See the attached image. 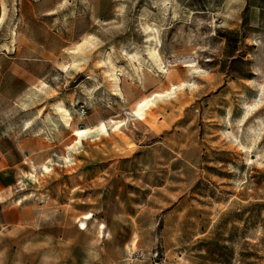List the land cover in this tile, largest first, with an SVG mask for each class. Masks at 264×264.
<instances>
[{
	"label": "rangeland",
	"instance_id": "1",
	"mask_svg": "<svg viewBox=\"0 0 264 264\" xmlns=\"http://www.w3.org/2000/svg\"><path fill=\"white\" fill-rule=\"evenodd\" d=\"M0 18V79L7 70L28 75L13 85L29 91L10 95L18 105L15 125L21 108L33 105V114L58 127L56 153L87 151L93 161L121 147L151 145L158 169L167 165L153 173L158 208L182 195L191 200L184 210L190 221L198 218L189 224L198 236H178L187 222L175 209L159 220L164 237L154 240L152 264L165 259L163 246L194 256L212 248L220 211L245 208V199L253 202L254 263H264V0H0ZM67 111L78 127L65 140L57 118L65 123ZM102 121L111 125L85 140L83 125ZM60 160L51 156L42 171L51 172L54 162L67 171L79 165L75 157ZM46 183L23 196L50 207L45 214L53 220L55 191ZM205 211L213 223L207 230Z\"/></svg>",
	"mask_w": 264,
	"mask_h": 264
},
{
	"label": "crops",
	"instance_id": "2",
	"mask_svg": "<svg viewBox=\"0 0 264 264\" xmlns=\"http://www.w3.org/2000/svg\"><path fill=\"white\" fill-rule=\"evenodd\" d=\"M25 74L24 70H7L0 79V264H95V259L98 264H152L154 240L164 237L158 232L159 220L173 215L175 209L180 212L181 222L184 219L187 222L178 236H198L189 233V224H196L190 222H197L198 218L190 221V214L186 213L190 211L184 210L189 206L187 201H191L187 196L169 202L165 209H159V204L153 200V187H160L153 186V173L157 176L167 165L158 169L157 162L152 161L155 153L151 145L108 151L95 160L94 165L93 153L87 151L69 150L64 156L58 149L56 153L55 147L62 143L55 138L58 127L47 126L41 112L33 114V105L21 108L24 117L15 125L13 111L18 105L10 95L15 91H29L28 86L13 85L20 83L17 79L26 78ZM26 101H30L29 94ZM70 119L66 125L60 116L57 118L65 140L75 135L78 127ZM147 124L153 133V119ZM108 125L111 124L104 121L83 125L87 130L85 140L93 139V135L103 131L102 126ZM51 156L58 158L60 164L61 158L75 157L79 165L67 171L54 162L51 172L42 171ZM143 158L149 160L143 161ZM47 178L49 183H46ZM50 182L55 191L50 203L53 220L45 214L50 207L23 196L33 194L44 183L49 186ZM65 187L70 190L69 194ZM78 189L84 194L77 193ZM19 190L22 196L17 193ZM244 201L245 208L239 209L235 204L220 211L215 225L220 231L212 248H198L194 256L190 254L192 250L187 253L185 249L173 251L163 246L165 261L159 264H255L253 245L249 243L253 238V202ZM209 215V211H205L207 224L203 229L206 230L213 224ZM95 217L96 223L103 226L101 246L95 243L99 242ZM80 223L85 224V228ZM162 223L165 229L164 220Z\"/></svg>",
	"mask_w": 264,
	"mask_h": 264
},
{
	"label": "bare ground",
	"instance_id": "3",
	"mask_svg": "<svg viewBox=\"0 0 264 264\" xmlns=\"http://www.w3.org/2000/svg\"><path fill=\"white\" fill-rule=\"evenodd\" d=\"M188 66H190V65H188ZM109 72H110V77H111V80H112V82H113V84L115 85V87L118 85V80H117V78H116V75H115V69L112 67V68H110V70H109ZM176 87V86H175ZM171 94H172V92H169V93H167L166 94V96L165 95H163V94H157L158 96L156 97L157 99H155V98H153V96L151 97V101H152V103L154 104V102H156V101H158V100H160L161 101V99H164V98H167V97H170L171 96ZM62 110V109H61ZM64 113V112H63ZM69 112L67 111L66 113H65V116H67L66 118H64L65 120V123L68 125V123H69V119H68V117H69ZM63 116V115H62ZM70 118V117H69ZM71 120V119H70ZM83 131V130H82ZM43 168L45 169V170H47V166H43ZM89 215H91V214H89ZM87 217H90V216H87ZM84 218V217H83ZM83 223H84V221H83ZM83 223H80V225L82 226V227H84V225L85 224H83ZM80 226V227H81ZM85 228V227H84Z\"/></svg>",
	"mask_w": 264,
	"mask_h": 264
},
{
	"label": "built area",
	"instance_id": "4",
	"mask_svg": "<svg viewBox=\"0 0 264 264\" xmlns=\"http://www.w3.org/2000/svg\"><path fill=\"white\" fill-rule=\"evenodd\" d=\"M78 113H79L81 116H83V115L86 114V109L83 107V105H79V107H78ZM164 261H165V259L161 260V262H164Z\"/></svg>",
	"mask_w": 264,
	"mask_h": 264
}]
</instances>
